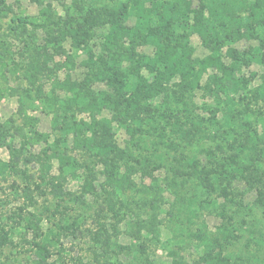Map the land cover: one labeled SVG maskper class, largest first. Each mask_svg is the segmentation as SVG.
<instances>
[{"label": "rangeland", "instance_id": "374dc122", "mask_svg": "<svg viewBox=\"0 0 264 264\" xmlns=\"http://www.w3.org/2000/svg\"><path fill=\"white\" fill-rule=\"evenodd\" d=\"M114 1L117 0H3L0 6V125L9 136L6 141L19 150L22 140L13 133L27 115L37 120L36 130L47 136L49 144L61 138L68 154L79 164L73 174L68 171L65 181L57 184L64 193L61 198L52 195L50 189L55 185L49 187L39 177L41 165L49 175L58 174L57 162L47 158L51 152L44 144L28 147L22 153L17 174L0 175V227L9 239L0 251V264H35L32 232L22 220L31 214L40 218L41 233L52 232L58 238L50 248L52 256L47 264H145L146 260L151 264H264V208L257 203L260 187L246 184L239 174L243 168L264 170L254 145L241 138L256 132L263 139L262 34L223 49L224 55L227 48H235L245 61L233 76L245 78L246 87L216 96L208 91V76L215 73L212 70L202 78L201 88L181 87L178 91L172 85L177 82L174 81L164 95L152 98L148 103L158 114L144 113L139 122L129 123L132 129L142 130L133 137L122 124L111 123L114 141L124 152L118 174L127 181L118 199L121 205L115 206L116 215L106 203L109 189L105 168L95 158L71 150L70 119L61 116L62 124H52L53 115L37 97L39 87L48 94L54 81L79 82L88 78L93 90L108 91L101 80L106 70L97 62L108 27L94 28L88 43L94 55L91 64L95 65L92 72L96 76L92 77L91 65L83 64L87 56L81 49L66 41L61 44L62 52L56 51L47 40V32L38 25L52 29L57 17L64 18L66 13L78 17L90 7L100 8ZM253 1L246 0L249 11ZM47 6L51 10L48 22ZM19 17L26 23L13 22ZM133 25L130 13L126 26ZM189 41L194 57L208 54L196 35L190 34ZM136 50L146 55L153 53L147 45ZM38 51L46 53V59L41 56L38 60H44L50 70L43 75L36 74L33 68ZM67 55L70 62L66 61ZM224 58L229 64L230 59ZM122 71L128 74L126 64ZM143 74L150 78L147 72ZM127 81L132 85L136 79L128 75ZM56 95L65 98L59 91ZM181 99L186 107L180 104ZM167 109L198 124L193 139L182 141L171 135V124L159 115ZM113 114L104 111L102 116L110 120ZM75 117L88 120L89 116L76 112ZM182 158L195 159L199 168L213 172L212 187H205L198 176L185 169L179 162ZM10 160L7 148H0V161ZM218 175L226 177L224 182L230 185L220 182ZM86 179L92 180L94 194L83 192ZM33 183L40 188L27 199L22 188L30 185L32 189ZM204 235L217 240L212 255L220 253L223 261L206 258L203 238L200 239Z\"/></svg>", "mask_w": 264, "mask_h": 264}, {"label": "trees", "instance_id": "16d2710c", "mask_svg": "<svg viewBox=\"0 0 264 264\" xmlns=\"http://www.w3.org/2000/svg\"><path fill=\"white\" fill-rule=\"evenodd\" d=\"M196 1L197 4L194 6L193 0H117L100 8L90 7L78 17L70 13H66L64 18L57 17L56 21L52 22L54 26L52 29H47L43 24L38 25L47 32V40L56 47V51L62 52L61 44L66 41L71 42L74 48L81 49L87 56L83 64L91 65L92 77L96 76L92 72L95 65L91 64L94 55L88 43L93 38L94 28L108 27V33L104 36L101 45V55L97 58V62L106 70L101 73V80L105 82L108 91L93 90L88 78L79 82L65 79L63 82L54 81L48 94L39 87L37 97L42 101L45 109L53 115L52 124L55 127L62 124L61 116L65 120L70 119L68 132L71 137V150L95 158V162L105 168L109 189L106 203L109 211L114 215L117 214L116 204L121 205L118 199L126 190L127 181L118 174L124 152L114 141L111 123L117 121L122 124L133 137L142 130L132 129L131 123L139 122L144 113L158 114L157 110L148 103L152 98L164 95L174 81L177 82L172 85L178 88V91L181 87L190 90L201 88L202 78L212 70L215 73L208 76L211 84V89L208 91L216 96L230 91L237 92L240 88L246 87L248 81L245 78L236 79L233 74L238 70L239 64L245 61L240 58L235 48H227L224 55L223 49L228 44L242 39H253L260 34L263 35L261 41L264 45V0H254L251 3V11L246 0ZM2 5L3 0H0V6ZM46 8L45 19L48 22L51 18V10L50 6ZM130 13L134 17V25L127 27L126 21ZM245 13L247 15H244ZM13 22L23 24L26 23V19L19 17L13 19ZM190 34L199 38L203 48L208 52L205 57H194V49L189 41ZM141 45L150 46L153 53L151 55L139 53L136 49ZM35 55L33 68L36 74L43 75L50 72L46 62L38 60L41 56L46 59V53L38 51ZM224 56L230 59L229 64L225 63ZM68 60L70 62V55L66 56V61ZM123 64L127 65L128 74L122 71ZM143 72H147L150 78ZM128 75L136 79L134 84L127 83ZM260 90V94L264 96V76ZM57 91L64 93L65 98L60 99L56 95ZM179 102L184 107L187 106L183 99ZM104 111L114 113L110 120L102 116ZM76 112L88 114V120L76 118ZM159 115L168 125L171 124V135L182 141H190L195 137L198 124L188 121V116L182 115L185 121L182 116L169 109ZM36 123L35 118L26 115L23 125L14 129L13 134L22 140L19 150L13 149L6 141L9 136L0 125V148H7L11 155L10 161H0V175L17 174L22 153L28 147L44 144L51 152L47 158L57 162L58 174L49 175L48 169L41 165L39 177L42 183L48 186L55 185V188L50 189L52 195L61 198L64 193L57 189V184L65 181V173L68 171L73 174L72 170L79 164L68 154L67 145L61 138L49 144L47 136L36 130ZM261 135L263 139L256 132L250 137L241 138L244 139L242 142H250L252 147L254 145L253 151L264 162V132ZM179 162L192 175L198 176L205 187H212L210 176L213 172L199 168V162L195 159L182 158ZM86 169L89 170V167ZM239 174L246 184L255 187L259 185L257 203L264 208V191H262L264 170L258 172L252 168H243ZM218 176L222 179L220 182L226 180V177ZM30 178L32 177H28L29 181ZM224 183L230 185L229 181ZM39 188L40 185L36 183H33L32 189L30 185H25L22 194L30 199L32 191H38ZM82 190L88 194L95 193L91 179L85 180ZM22 220L25 222V228L32 232L31 244L35 264H47L52 256L50 248L53 242L58 241L57 236L52 232L48 235L41 233V220L32 214ZM201 238H203V247L207 251L206 258L217 262L223 261L220 253L212 255L217 240L205 235L200 236ZM8 242L7 232L0 227V251ZM145 264L151 263L146 260Z\"/></svg>", "mask_w": 264, "mask_h": 264}]
</instances>
